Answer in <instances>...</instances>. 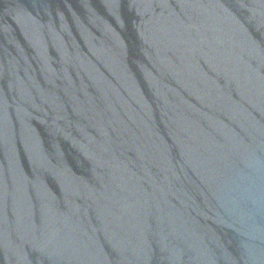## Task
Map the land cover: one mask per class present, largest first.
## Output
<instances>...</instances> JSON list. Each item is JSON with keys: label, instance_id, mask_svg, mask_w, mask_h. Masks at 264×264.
I'll return each instance as SVG.
<instances>
[{"label": "water", "instance_id": "1", "mask_svg": "<svg viewBox=\"0 0 264 264\" xmlns=\"http://www.w3.org/2000/svg\"><path fill=\"white\" fill-rule=\"evenodd\" d=\"M0 264H264V0H0Z\"/></svg>", "mask_w": 264, "mask_h": 264}]
</instances>
